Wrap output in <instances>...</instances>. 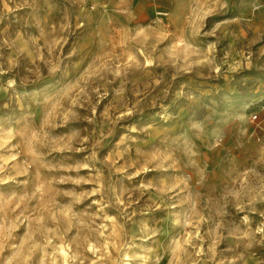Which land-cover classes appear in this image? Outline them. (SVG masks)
I'll return each mask as SVG.
<instances>
[{"label": "clouds", "instance_id": "9594fccd", "mask_svg": "<svg viewBox=\"0 0 264 264\" xmlns=\"http://www.w3.org/2000/svg\"><path fill=\"white\" fill-rule=\"evenodd\" d=\"M0 264H264V0H0Z\"/></svg>", "mask_w": 264, "mask_h": 264}]
</instances>
